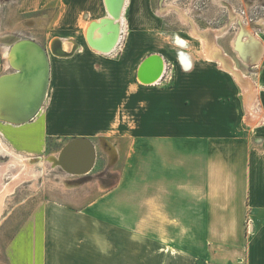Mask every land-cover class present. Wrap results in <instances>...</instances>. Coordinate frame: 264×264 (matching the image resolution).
<instances>
[{
	"label": "crops",
	"instance_id": "0c3cea01",
	"mask_svg": "<svg viewBox=\"0 0 264 264\" xmlns=\"http://www.w3.org/2000/svg\"><path fill=\"white\" fill-rule=\"evenodd\" d=\"M55 1L29 0L26 7ZM70 2L61 0V18ZM75 2L76 22L105 14L95 0ZM132 3L111 54L78 41L71 57L49 54L50 83L37 117L21 126L1 123L2 143L18 153L55 139L111 141L120 165L113 186L79 208L88 215L68 214L78 210L69 205L40 209L8 241L6 264H264V223L256 229V214L264 212V64L250 65L247 77L241 72L251 86L243 88L227 58L224 67L215 50L206 59L201 48L188 53L167 44L165 33L144 21L147 11L132 14ZM5 44L0 76L8 70ZM155 54L167 72L144 85L138 67Z\"/></svg>",
	"mask_w": 264,
	"mask_h": 264
},
{
	"label": "rangeland",
	"instance_id": "374dc122",
	"mask_svg": "<svg viewBox=\"0 0 264 264\" xmlns=\"http://www.w3.org/2000/svg\"><path fill=\"white\" fill-rule=\"evenodd\" d=\"M75 1L70 2L72 5L67 6L68 13H63L61 18V0H56L49 7L36 11L28 10L26 7L29 0H0V45L6 42V45L12 46L16 41L33 40L49 50V44L57 37L72 38L83 44L86 42V27L91 21L81 23L75 21L77 12L74 8ZM128 1L130 4L131 0ZM95 2L103 7L106 16L104 0H95ZM128 7L124 17L125 13L126 15L129 13ZM137 8H140L141 12L147 11L150 17L144 21L148 22V27L152 30L164 32L168 37L165 39L167 44L176 43L188 53H193L194 50L198 52L197 49L201 48V58H206L205 49H209L211 53L215 50L216 55L219 53L227 56L234 69L244 72V76L247 77L254 72L250 70V65L255 64L242 60L237 46L248 39L247 31L264 44V0H135V4L132 3V14ZM140 22L142 23V20ZM207 29H221V31L218 37H215L207 32L204 34L203 31ZM259 61L256 62L259 66L264 64V52ZM3 62L6 63V59ZM7 72L11 73L13 70ZM243 82L245 84L243 87L250 86V82L246 84V81H241ZM71 141L73 138L48 140L40 151L25 152L26 154L21 151L18 153L16 147L8 146L5 140L4 143L18 154L46 160L51 155H58ZM92 143L97 154L95 168L90 174L82 176L68 174L60 167H53L44 161L39 167L41 171L39 179L20 184L14 189L15 191L13 190L14 192L12 191L13 193L9 194L10 196L4 198L6 200L3 202V212L0 213V263L6 264L5 249L8 241L18 234L23 226L30 223L34 215H39L40 209L41 212L50 208L65 211L59 206L69 205L78 210L75 211L76 213L66 211L68 214L86 216L88 213L80 209L97 201L108 187L113 186L112 183L118 178L120 168V165H117L118 155L115 160L113 159L116 147L111 141L95 140ZM1 160L6 162L9 158L2 157ZM95 215L92 214L90 217ZM256 216L259 218L257 229L264 223V212ZM96 228L98 232L108 230ZM124 234L130 235V232L126 231Z\"/></svg>",
	"mask_w": 264,
	"mask_h": 264
},
{
	"label": "bare ground",
	"instance_id": "6f19581e",
	"mask_svg": "<svg viewBox=\"0 0 264 264\" xmlns=\"http://www.w3.org/2000/svg\"><path fill=\"white\" fill-rule=\"evenodd\" d=\"M128 2H129L128 0H104V6H105L107 14H106V16L101 17V18L94 20V21L89 23V25L86 27V42L90 43V45L96 46L98 44V42L106 39V42L104 43L103 46H104V48L105 47L107 48L108 46H113V44H114L113 42L116 41V45L114 46V48H115L122 41L123 34L125 33L124 29H123L124 28L123 17H124V12L126 11V8L129 5ZM112 30H114V31H112ZM220 31H221V29H210V30L207 29L206 31H203V32H204V34H205V32H207V33H209L215 37H218V35L220 34ZM224 32H225V30H224ZM246 33H247L248 39L245 42H240L239 45L237 44L239 54H240L242 60H244L245 62H251V63L256 64V62H260L259 60L261 59V57L263 55V52H264V46L263 45L264 44H262V41H260V39L255 37L250 31H247ZM115 36H117V37H115ZM115 38H116V40H115ZM22 41H24V40L16 42L17 43L16 45L20 44ZM76 42L77 41L72 39V38H60V37L58 38L57 37V38L53 39L51 41V43L49 44V50H48L51 58H52V56L56 57L55 55H53V52L59 46L61 47V49H60L61 51L67 52V53H72L74 50V45L76 44ZM4 48H5V51H4L5 56L4 57L7 59L6 60L7 69L8 70L12 69L13 72L17 71L20 73V71L15 70L16 67H18L19 65L17 63L18 54H17V52H15L13 50V45L10 46V45L5 44ZM75 51H76V49H75ZM205 51H206L207 58L211 59L213 57L211 55L212 54L211 51L209 49H205ZM30 58H31V56H30ZM216 59H219V61L221 62V64H223L224 67H225L224 64L225 63L227 64V62H228V61L226 62V56L219 54V53L216 55ZM143 61L140 63L138 70H139L141 64L143 63ZM161 61H162L161 67L160 66L159 67L149 66L150 67L149 73H151V74H148V76L146 73L144 74V76H146V77H149V76L153 77L154 75H158V78L150 84H155V83L159 82L165 75L166 64L164 62V59L163 60L161 59ZM37 62H39V60ZM40 64L42 65V62ZM148 65H151L150 62ZM227 65H229V63ZM231 65H232V63H231ZM231 65L228 68L231 69V71L238 78V80L239 81H245L246 79L242 78L243 74H241V72H239L238 70H235L236 68L234 69V67L233 66L231 67ZM38 69L39 68H37L34 72L28 71L27 73H25L30 78L29 79L30 81L27 84L28 85V88H27L28 94L32 93L36 88V83L33 82V80L31 79V76H32V74H35L36 72H38L37 71ZM13 72L8 73V75L12 74ZM243 88H245V87H243ZM246 89H247V87H246ZM17 102H18L17 99L13 100L12 108L13 107L15 108L17 106V104H18ZM35 102H36V100H35V98L32 99V96H30L29 98L26 97L25 100L23 101L25 107H27V106L31 107L32 106V108H34L33 104ZM253 106L254 105H252V104H248V107H247L248 113L252 118V119L250 118L252 123H257V121L259 119L258 117H260V115H258V113H255L256 111L253 108ZM261 117L264 121V116L261 115ZM261 117H260V119H261ZM1 141L2 140H0V213H1V211L3 212V206H4L3 202L6 200V199L4 200V198L7 197V195H9L15 188H17L20 184L25 183L27 181H31V180L36 181L37 179H39V176L41 175V171H40L39 167H41L42 164H44L43 163L44 161L50 163L53 167H60L66 173H68L69 170L75 171L74 169H80L82 167V161L81 160H84V161L87 160L86 161L87 164L89 165V167H91L90 171H92L94 166H95V162H96V154H95L94 159L92 156L91 157L87 156L86 150L92 149L91 144H89L85 141H82V140L69 143L62 150L61 154H59L57 157L50 156L51 158L46 159L47 161L44 160L43 158L32 159L29 157H24V155L20 156L18 154H15V152L13 150L11 151L10 148L8 149L5 145V143H2ZM2 157H7V158L9 157V160L6 162H3V160H1ZM92 160H93V162H92ZM89 172L84 173V174H80V175L79 174L78 175L75 174V175L76 176L87 175ZM68 174H70V173H68Z\"/></svg>",
	"mask_w": 264,
	"mask_h": 264
},
{
	"label": "water",
	"instance_id": "95a60500",
	"mask_svg": "<svg viewBox=\"0 0 264 264\" xmlns=\"http://www.w3.org/2000/svg\"><path fill=\"white\" fill-rule=\"evenodd\" d=\"M114 31V30H112ZM111 31V32H112ZM117 37V36H115ZM108 38V37H107ZM114 40V39H113ZM112 40V41H113ZM116 40V38H115ZM18 42V41H16ZM13 44V50L17 52L18 54V67H16L15 70L20 71L19 72H13L10 75H2L0 76V122L11 124L14 126H21L25 125L32 120H34L41 109L43 108L49 83H50V58L48 50L44 47H42L40 44L33 40H24L20 44L16 45L17 43ZM106 42V39L103 41L98 42V44L95 46L92 45L94 50L102 52V53H110L114 46L116 45V41L113 42V46H108L107 48H104V43ZM61 47H57L53 55L57 57H71L73 53H67L60 50ZM12 50V51H13ZM31 56V58H30ZM161 59L163 58L160 55H150L140 66L138 70V80L144 84H150L153 81H155L158 78V75H154L153 77H146L144 74L146 73L147 76L150 70L149 66L152 67H161ZM39 60V62H37ZM42 62V65L40 64ZM150 62L151 65H148ZM255 66V65H252ZM37 68H39L35 74H32L31 79L33 82L36 83L35 90L28 94L27 88H28V82L30 81L29 77L25 74L28 71L34 72ZM148 69V70H147ZM147 70V71H146ZM24 72V73H23ZM32 96V99L35 98L36 102L33 104L34 108L25 107L23 101L26 97ZM18 100L17 106L12 108L13 100ZM86 141L90 142L92 145V149L86 150L87 156H92L93 159L95 157V146L94 144L85 138H78L74 141ZM97 154V153H96ZM82 161V167L80 169H74L69 170L68 173L70 174H84L91 170V167L87 164V160H81ZM91 161V160H90ZM93 162V160H92ZM93 166V165H92Z\"/></svg>",
	"mask_w": 264,
	"mask_h": 264
},
{
	"label": "flooded vegetation",
	"instance_id": "af4514ba",
	"mask_svg": "<svg viewBox=\"0 0 264 264\" xmlns=\"http://www.w3.org/2000/svg\"><path fill=\"white\" fill-rule=\"evenodd\" d=\"M166 70V69H165Z\"/></svg>",
	"mask_w": 264,
	"mask_h": 264
}]
</instances>
